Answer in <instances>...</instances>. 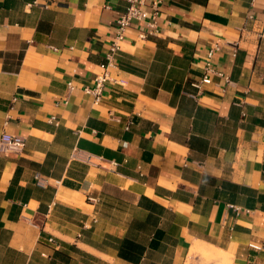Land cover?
Returning a JSON list of instances; mask_svg holds the SVG:
<instances>
[{
  "label": "crops",
  "instance_id": "1",
  "mask_svg": "<svg viewBox=\"0 0 264 264\" xmlns=\"http://www.w3.org/2000/svg\"><path fill=\"white\" fill-rule=\"evenodd\" d=\"M128 4L0 0V264H264V0L148 2L98 101Z\"/></svg>",
  "mask_w": 264,
  "mask_h": 264
},
{
  "label": "built area",
  "instance_id": "2",
  "mask_svg": "<svg viewBox=\"0 0 264 264\" xmlns=\"http://www.w3.org/2000/svg\"><path fill=\"white\" fill-rule=\"evenodd\" d=\"M150 1H152L153 5L156 6L164 0H128V7L119 16L117 20V31L114 37V41L112 42L110 51L107 54V62L101 65L103 71L97 76L96 85L94 88H85V91L87 93H93L96 96V100H100L106 83L112 81L109 68L115 66L114 60L116 55L122 49V43L126 38L127 30L134 23H144L149 28V34L155 35L158 32L156 19L153 17V19L147 20L149 13L143 8ZM220 50V44H216L209 50L208 56L210 61L207 64L202 80L200 82L195 83L197 87H200L201 83L210 82L209 73L212 71L211 59L214 57L215 53ZM70 87L73 88V85L70 84ZM53 119H55V117H53ZM1 144L3 146L7 145L11 148L17 149L18 147H21L24 144V140L18 135L4 133L2 136Z\"/></svg>",
  "mask_w": 264,
  "mask_h": 264
},
{
  "label": "bare ground",
  "instance_id": "3",
  "mask_svg": "<svg viewBox=\"0 0 264 264\" xmlns=\"http://www.w3.org/2000/svg\"><path fill=\"white\" fill-rule=\"evenodd\" d=\"M190 255H201L205 259L213 261L215 264H231L232 259L231 255L224 252L223 249L216 248L200 241L192 246Z\"/></svg>",
  "mask_w": 264,
  "mask_h": 264
},
{
  "label": "rangeland",
  "instance_id": "4",
  "mask_svg": "<svg viewBox=\"0 0 264 264\" xmlns=\"http://www.w3.org/2000/svg\"><path fill=\"white\" fill-rule=\"evenodd\" d=\"M197 258H202V261L200 262L201 264H215V263H213V261L207 260L201 255L199 257H197Z\"/></svg>",
  "mask_w": 264,
  "mask_h": 264
}]
</instances>
